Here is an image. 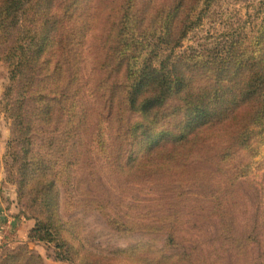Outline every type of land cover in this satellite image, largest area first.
Wrapping results in <instances>:
<instances>
[{"label": "trees", "instance_id": "16d2710c", "mask_svg": "<svg viewBox=\"0 0 264 264\" xmlns=\"http://www.w3.org/2000/svg\"><path fill=\"white\" fill-rule=\"evenodd\" d=\"M211 1L0 0L4 180L33 222L0 264H46L33 243L71 264H264V2L250 30L183 48ZM145 183L167 202L142 204ZM81 209L145 242L88 243Z\"/></svg>", "mask_w": 264, "mask_h": 264}, {"label": "rangeland", "instance_id": "374dc122", "mask_svg": "<svg viewBox=\"0 0 264 264\" xmlns=\"http://www.w3.org/2000/svg\"><path fill=\"white\" fill-rule=\"evenodd\" d=\"M264 0H212L208 7L203 6L198 10V24L196 29L189 38L184 42L183 48L188 46H197L201 44L214 45L224 42L226 38H230L235 32L240 30H250L251 26L257 25L260 19H255L254 14L256 9L261 11V4ZM201 47V46H200ZM95 44L90 38L85 47V63L83 65L82 74L84 80L88 78V75L93 67L95 60ZM9 84L8 69L0 62V100L4 93L5 88ZM11 135V121L6 119L0 114V175L4 176L3 168V156L7 141ZM253 162H256V167L259 165V178L258 182L264 186V146L260 149V155ZM144 185V186H143ZM135 191L134 196L140 200L142 204L154 205L166 203V196L158 195V185L154 184H142L133 187ZM15 194L13 199L16 209V188L14 185L5 182L0 179V195L6 197L9 200V195ZM250 190L247 189V195ZM252 193V192H251ZM247 200V199H246ZM249 205V200L248 203ZM11 208V204L7 206ZM155 213H160L158 208ZM19 211V210H18ZM19 214V213H18ZM69 219H76L81 221L82 237L85 241L91 244L102 246L103 248L111 249H124L133 246L140 242H145L142 235L135 233L128 239H120L117 236L110 234L111 230L106 226L104 218L95 211L78 210L73 214H68ZM2 229V228H1ZM0 229V230H1ZM209 229V227H208ZM261 251H264V231L260 236ZM2 244V243H0ZM18 244H11L8 247H16ZM161 245V243H159ZM7 246L0 245V251ZM38 254H40L46 264H71L69 262L53 261L51 258L46 257L45 246L40 243L31 244ZM256 251H258L256 249Z\"/></svg>", "mask_w": 264, "mask_h": 264}, {"label": "crops", "instance_id": "0c3cea01", "mask_svg": "<svg viewBox=\"0 0 264 264\" xmlns=\"http://www.w3.org/2000/svg\"><path fill=\"white\" fill-rule=\"evenodd\" d=\"M3 172V168H2ZM4 176L1 174L0 179ZM11 192L9 195V203L6 197L0 195V244L1 246H9L11 244H19L27 242V234L33 225L32 221L26 220L18 215V209L15 207L13 199L15 198ZM11 204V208H8Z\"/></svg>", "mask_w": 264, "mask_h": 264}, {"label": "built area", "instance_id": "2783aa9c", "mask_svg": "<svg viewBox=\"0 0 264 264\" xmlns=\"http://www.w3.org/2000/svg\"><path fill=\"white\" fill-rule=\"evenodd\" d=\"M2 243H4V242H2Z\"/></svg>", "mask_w": 264, "mask_h": 264}]
</instances>
